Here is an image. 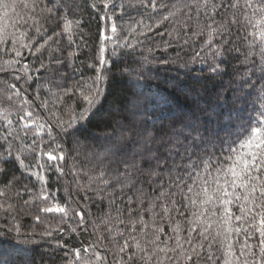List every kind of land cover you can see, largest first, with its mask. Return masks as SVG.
<instances>
[{"label":"snow or ice","instance_id":"snow-or-ice-1","mask_svg":"<svg viewBox=\"0 0 264 264\" xmlns=\"http://www.w3.org/2000/svg\"><path fill=\"white\" fill-rule=\"evenodd\" d=\"M90 8L100 22L95 53L78 65L81 46H87L86 22L72 0H0V74L11 76V82L0 79V103L8 102L0 107V165L14 161L39 181L38 189L18 186L21 177L14 176L0 187V214L10 216L0 231L33 245L37 235L62 236L90 226L94 239L65 251V264H264V0H92ZM169 49L176 60L190 53L188 63L210 59L214 73L223 71L217 59L229 54L247 67L234 112L220 128L226 134L175 116L167 131L155 135L122 122L116 118L122 112L142 107L135 94L103 121L109 131L86 134L106 99L114 58L140 51L137 67L122 69L139 77L157 59L156 51ZM41 71L48 74L43 84L35 75ZM75 73L80 79H72ZM257 83L259 109L245 115L253 103L245 88L256 91ZM94 142L102 152L90 151ZM128 143L135 146L124 151ZM86 151L89 161L95 158L91 167L78 163ZM50 171L58 182L70 176L72 191L82 193L85 203L67 184L61 203L60 189L48 187ZM93 198L108 205L99 223L86 219V202ZM19 203L35 207L24 214L43 224L42 232L23 230ZM50 213L60 216L54 227ZM8 247L26 257L27 249ZM57 247L67 245L58 240ZM0 264L14 262L0 253Z\"/></svg>","mask_w":264,"mask_h":264},{"label":"trees","instance_id":"trees-1","mask_svg":"<svg viewBox=\"0 0 264 264\" xmlns=\"http://www.w3.org/2000/svg\"><path fill=\"white\" fill-rule=\"evenodd\" d=\"M91 2L92 0H72L73 7L78 9L86 22L83 31L87 46H81L79 58L76 61L78 65L82 60L90 62V57L95 53V45L97 42L96 34L100 22L98 18H95L94 10L90 8ZM124 2L127 4L128 0H124ZM130 12L132 15H136V12L131 9ZM154 55L157 59L151 65H148L139 77H129L126 73L122 72V69L126 65H131L133 68H136L137 64L134 61L140 59V51H137L134 56L114 58L112 76L106 90V99L102 100V106L98 109L92 122L87 125V129L85 130L86 134L89 136H102L104 132L109 131L110 129H106L103 126V121L108 119L109 113L119 108L125 98H130L133 94L142 98V107L139 110L122 112L116 118L121 119L122 122L132 123L135 127H146L148 132L153 135L160 129L167 131L170 125L169 118L173 116L184 122L198 121L201 125L217 131H220V128L226 125L228 114L234 112L232 101L233 97L239 94L237 88L241 84L240 77L247 71V67L240 63L237 54L219 57L217 62L223 61L221 63L223 71L218 73L210 71V59L208 62L188 63L190 53L182 52V60L175 59L176 51L173 49H169L168 53L156 51ZM167 57H171L168 63H159L160 59ZM28 58L32 59V57ZM185 64L186 66H184ZM89 74L87 69H85V75ZM35 75L41 77V84L48 79V74L43 71L35 73ZM259 75L260 73L257 71L256 76ZM256 76L252 77V79L256 80ZM0 79H7L11 82V76L5 74H0ZM72 79H80V74H73ZM69 83H71V80H69ZM2 86L0 84V87ZM36 87L37 83L34 81L32 89ZM259 87L260 84L257 83L256 91L245 88L246 92H252L250 99L253 101L252 104L247 106L245 115L251 112L253 108L259 109V100L257 99L259 96ZM32 89L29 90L30 93ZM7 104L8 102L4 101L0 103V107H5ZM241 107L240 104L235 105V108ZM252 114L255 115L254 112ZM124 117H127L126 121ZM227 131L228 129L225 128L224 131H220V135L224 136ZM84 143L87 144V141H84ZM115 143H121L118 134ZM134 146V143H128L124 151H131ZM70 147L71 144L66 145V150ZM102 150L103 145L99 142H94L90 149V151L95 152H102ZM90 151H86L84 155L77 158L79 165L84 167L92 166L95 158L93 157L92 161L86 158L90 154ZM3 155V150H0V159L3 158ZM30 159L31 162L35 163V154H32ZM46 159V157H43L41 162L43 163ZM27 162L29 161L26 160ZM0 166L6 169V173L0 174V187H3L14 176H19L21 180L18 186L28 184L29 186H34L35 189L39 188V181L27 173H22L19 165L14 161ZM46 175L48 177L49 189L52 191H55L57 188L60 189L56 195L61 203H63L65 198L63 188L66 184L69 186L70 193L74 197H79L81 203H85L82 199V193L72 191L73 186L70 184L72 178L70 176L58 182L54 171L47 172ZM138 179L143 182V186L147 189V177L142 176ZM114 190L118 191L115 188ZM9 195L11 196L12 193H9ZM86 208L90 213L86 219L89 221L95 220L99 223V218L103 216L108 205L106 201L102 202L99 199L93 198L86 202ZM17 210L20 213L19 222L25 232L34 230L39 234L43 231V224H37L31 215L24 214L27 211L35 212V207L29 210L22 203H19ZM48 217V222L53 227L60 218L59 214L52 213L48 214ZM8 220H10V216L0 214V229L7 227ZM69 224H71V221ZM68 226L67 224L63 225L65 228ZM21 239L23 237H17L14 232L5 233L0 231V243L3 244L0 247V253L8 254L14 264H20V261L25 258L27 259V264H65V251L73 247L87 245L94 239V236L92 235V228L89 226L88 231H77L76 233H69L62 236L54 234L50 238H41L37 235L36 239L38 242L33 245H22L19 243ZM58 240L66 243L67 248H58ZM8 246L27 249L26 257L23 254L11 252Z\"/></svg>","mask_w":264,"mask_h":264}]
</instances>
